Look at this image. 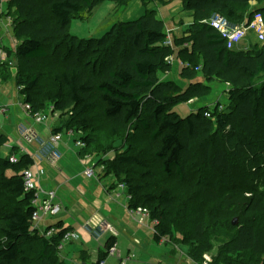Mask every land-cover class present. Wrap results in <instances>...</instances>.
Instances as JSON below:
<instances>
[{"label": "trees", "instance_id": "trees-1", "mask_svg": "<svg viewBox=\"0 0 264 264\" xmlns=\"http://www.w3.org/2000/svg\"><path fill=\"white\" fill-rule=\"evenodd\" d=\"M102 1L7 0L5 4L8 14L17 12L12 29L21 39L17 55L22 60L43 59L53 52L56 60L67 63L65 70L55 75V88L45 94L53 104L52 112H59L61 118L67 116L68 121H62L59 129L83 132L86 147L82 153L93 157L99 140L89 132L84 115L96 92L103 117L112 121L109 137L113 142L133 138L149 146L129 144L127 152L109 168L102 157L96 164L103 165V173L108 175L115 170L119 176L123 173L120 168L128 165L143 170L138 179L145 182L122 179L114 185L125 183L131 195L130 208L146 207L151 219L158 220L156 242L171 235L174 227L170 189L147 191L148 184L164 174L181 182L194 180L187 192L194 194L196 201H216L209 212L198 205L190 214L196 226L194 234L183 232L185 243L197 241L203 243L200 249L207 250L211 246L207 236L210 227L231 223L229 252L264 256V42L258 41L262 44L251 45L248 50L239 49V45L229 49L225 37L211 24L215 14L225 17L232 26L242 25L246 19L249 23L259 10H254L251 2L262 0H179L192 13L194 22L182 37L172 35L173 46L164 44L168 27L153 9L137 19L113 25L102 38L71 34L69 26L75 15ZM170 56L188 63L180 73L186 86L160 78V74L172 70ZM200 71L203 82L195 80ZM19 78L24 103L31 104L35 111L47 109L36 95L42 74H20ZM214 81L230 85L226 106L220 109L218 102L211 109L206 105L187 117L174 111L178 104L209 97ZM210 109L212 118H207L205 112ZM16 149L13 152L19 157L18 163L0 154L3 170L14 172L11 177L2 175L0 181L4 221L0 264H30L32 259L23 245L34 241L43 244L34 261L56 264L58 245L70 228L59 222L55 225L58 234L50 239L33 229L34 192L25 190L22 173L34 160L30 154L16 153ZM235 218L239 222L233 224ZM115 243L114 237L107 241L99 263Z\"/></svg>", "mask_w": 264, "mask_h": 264}, {"label": "rangeland", "instance_id": "rangeland-1", "mask_svg": "<svg viewBox=\"0 0 264 264\" xmlns=\"http://www.w3.org/2000/svg\"><path fill=\"white\" fill-rule=\"evenodd\" d=\"M178 1L179 0L173 2L167 0H158L152 3L149 0H103L97 5L85 8L79 14L75 15L74 19H72L70 23L69 32L80 38H88L91 36L102 38L115 24L126 20L137 19L142 16L147 9L155 10L157 16H160L163 12L167 13L166 10L169 8L167 5L170 4L169 6H175L178 4ZM5 4H7V0H5ZM255 4L254 10L259 9L257 13H260L264 16V0L256 2ZM10 14L13 17L17 14V12L13 10V12H10ZM246 18L248 17L246 16ZM172 19L175 21L174 17H172ZM170 20L171 19H168L167 21V19H165V22H170L167 23L168 25L172 24ZM184 20H188L187 17L183 18V21ZM175 24L179 26L180 21H175ZM2 27L3 26L0 24V30L5 32ZM171 28L172 27L168 26V29ZM10 31L5 32L6 34L4 39L7 59L0 61V104H9V106L6 107L7 110L3 114L0 113V138H3L2 140L4 141L0 150L2 158H8V156L10 157L12 154H15L13 152V148L15 147L11 148L9 145H12V142L17 141V136H19L21 132L19 129L20 126L17 123V121L20 120V96L22 91V89L20 90L19 88L22 87L19 84L20 74L30 76L42 74L43 80L41 81L40 89L37 91L38 93L36 95L38 101L43 102L47 107V109L42 110L50 115V119L47 123H50L52 127H55L59 123H66V120L68 121L67 116H63V118H61L59 112L53 113V116L50 114L49 110L51 106L53 108V104L51 105L50 101L46 99L45 96L48 90L55 88V75L58 72L65 70L67 64L66 61L56 60L54 58L53 52H50V55L43 59H37L34 61L22 60L17 55V46L20 44L21 39H17L13 29ZM251 32L255 35L252 30ZM247 41L244 43L246 46L248 43H250ZM256 44L262 43L258 42L257 40ZM12 62L13 65H11ZM174 64L175 60L171 66ZM173 78L177 79L175 76H173ZM221 88H223V84H221L220 89H218V93L219 91L222 92ZM23 99L24 97L22 95L21 105L23 111H21V115L32 119L33 117L30 112H27L24 109ZM227 100L228 96L223 97L222 101L220 102L221 105L226 106L228 104ZM206 101H208V99L204 100L205 103ZM89 102L92 106L84 116L87 118L90 124L89 132L93 135L96 134V138L99 140V144L92 153L95 160H98L102 157L105 160V164L109 168L119 155H123L127 152L129 144L131 147H135L138 144L140 145V148L149 147L146 141L143 142L142 139H138L137 142H134L132 140L133 138H123L117 141L115 144L113 142V138L109 137L112 121H109L103 117V105L96 92H93ZM198 103L199 102L194 104L181 103L174 107V111L179 113L182 117H187L192 111H194V108L198 106ZM215 105L216 103H212L210 104V107L212 108ZM0 107L5 106L0 105ZM58 114L59 117L57 116ZM66 131L67 130L64 128L62 132L63 138H68ZM132 132H134V130H132ZM137 136L140 137L139 135ZM22 139L27 142V140H25L23 137ZM28 145L30 144L28 143ZM113 146L117 147L113 148ZM18 152H20L19 148L16 149V153ZM29 152L34 155V157H37L33 148H30ZM35 160L37 162L36 158ZM93 166L95 174H103L102 167L100 165L96 166V163L94 162ZM127 169H129V171H127ZM120 171L123 173H121L119 176L115 170L110 171L111 175L106 173L105 176H111L110 178H112L115 183L121 182L122 179H134L137 182H145L138 179L143 174V170L141 168L137 169L136 166L128 165L127 167H121ZM2 175L5 177H11L14 175V172L11 169L3 170V164L0 160V181ZM193 181L194 180L191 179L188 182H181L177 177L167 178L164 174H160L156 181L152 182L151 184L147 183V191L159 192L164 187L170 189L173 203V209L170 212V218H172L174 222L173 233L169 236H165L160 243L154 244L152 246L151 250L156 253V259L152 260L153 262L140 263L141 260L150 261V259L147 257L145 258V254L143 253L140 254V256L138 255V257L135 253L132 254V256L124 254L123 257H110L107 260L108 264H121V260H126L128 257L130 260H128L126 264H205L209 258L213 259L212 263L210 264H264V256L259 257L252 252H240L238 254H231L229 252V242L231 241L229 236L231 229L233 228L231 223L230 225L226 224L225 227H222L223 224L218 228L210 227V231H208L207 236L211 242V246L207 247V250L200 249V246L203 245V243L200 244L197 241L185 243L183 232L187 231L188 234H194V227L196 226V220L193 216H190V214L194 213L193 211H195L198 205H201L203 210H205L207 213L209 212V209L213 203L216 202L212 201L211 203L209 201L204 202L202 200L196 201L197 197L194 194L187 192V188ZM1 206L2 204H0V243L3 239L2 229L4 227L3 216L1 213L3 210ZM237 222H239L238 218ZM154 229L155 228H153V230ZM79 236L80 240L78 239L75 242H84L85 238L81 232L79 233ZM91 241L94 242V246H96L98 243L95 237H93ZM101 241L105 242V238ZM68 244L69 243L65 245V248ZM42 246L43 244L41 241H34L33 243L31 242L23 245L27 256L32 259L30 264H37L34 259L36 256H38ZM57 258L58 261L56 260V264H66L64 262L61 263V256L57 255ZM99 259L100 257H98V259L92 264L99 263ZM136 260H139V262H136Z\"/></svg>", "mask_w": 264, "mask_h": 264}, {"label": "crops", "instance_id": "crops-1", "mask_svg": "<svg viewBox=\"0 0 264 264\" xmlns=\"http://www.w3.org/2000/svg\"><path fill=\"white\" fill-rule=\"evenodd\" d=\"M256 2H251L253 9ZM169 5H167L169 7L166 10L167 13H161L158 18L164 22L165 19L167 21L171 19L172 24L168 25L167 23L170 22H165L167 27L170 26L173 29H169L171 30V35L182 37L194 22L192 13L184 9L182 1H178V4L175 6ZM172 17H174L176 22L177 20L180 21L179 26L175 24ZM185 17L188 20L183 21ZM243 23H247V19ZM236 25L238 24L232 27H236ZM246 41L250 42L247 46L244 44ZM256 43V35L251 30H248L245 38L239 44V49L248 50L251 45H255ZM174 60L175 64L172 66V70L160 74V78L163 80L172 79L186 86L187 82L180 77V73L186 62L180 57H175ZM173 76L177 79H174ZM195 80L198 82L204 81L201 71ZM221 84H223V88H221L222 92L219 91L218 93L217 91L220 89ZM210 85L213 91L208 98H195L190 102V104L199 102L194 111L206 105L210 106L212 103L217 104L222 101L223 97L227 96L230 88L228 83L214 81ZM20 98V120L17 123L20 126L21 132L17 136V141L12 142V145L9 146L13 148L19 145L17 148L20 150V155L24 153L30 154L34 160V163L31 165L34 171H37L39 168L45 170L40 179V185L45 190H56L58 201L62 206V211L58 215L43 218L38 231L42 233L48 227L62 222L64 228H70L69 231L81 232L85 238L84 242H69L67 247L58 253V256L62 258L60 261L66 264H92L105 250L107 241L111 237H114L115 246L117 247L115 258L117 256L123 257L124 254L132 255L135 253L138 257V255L140 256L143 253L145 254V258H149L150 261L141 260L140 263L153 262L152 260L156 259V253L151 248L154 244H158V242L154 238L152 222L149 220L141 222V216L130 213V199L127 197V193L120 190L118 185H114V181L110 178L111 176H105L104 173L99 175L96 173L94 177L88 178L84 175V171L88 167L93 166L94 162L97 163V161L91 155L83 154L82 149L75 144L73 139L69 137L63 138L59 145L62 158L56 164H52L48 159V152L44 149L43 141L48 140L53 133L63 132V130L59 129L62 125L61 123L55 127H52L50 123L40 125L31 118L24 117V115H21V111H23L21 105L22 95ZM206 99L208 101L205 103L204 100ZM0 105L9 106V104ZM25 130L31 131L35 138L27 140L24 136ZM30 148L35 150L37 157H34L29 152ZM93 237L98 241L96 246L91 241ZM104 238L105 242L101 241ZM136 262H139V260H136Z\"/></svg>", "mask_w": 264, "mask_h": 264}, {"label": "built area", "instance_id": "built-area-1", "mask_svg": "<svg viewBox=\"0 0 264 264\" xmlns=\"http://www.w3.org/2000/svg\"><path fill=\"white\" fill-rule=\"evenodd\" d=\"M0 24L3 26L2 28L3 30H5V32H8L13 28V17L10 14H8V10L5 5V0H0ZM211 24L215 28H217L225 37L229 49H234L238 47V45L245 38L248 30H252L255 33L258 41L264 42V16L260 13L255 14L254 18L249 23L237 25L236 27H232V25L225 17L221 16L220 14H215L211 20ZM5 32L0 30V61L7 59L5 44H4V39L6 34ZM164 44L170 46L174 45L173 36L171 35V31L168 28H167V38ZM174 59H175L174 56H170L168 58L169 64L172 65V63H174ZM187 64L188 63H186L185 65ZM11 65H13V62L11 63ZM19 88L20 90L22 89V87ZM190 102H192V100L189 101L188 103ZM23 105H24V109L27 112H30V114L33 117L32 119L37 124L40 125L46 124L49 121L50 115L47 112L42 110L35 111L33 110L32 105L28 103H24ZM215 106H213L212 108H214ZM6 107L7 106L0 107L1 114H3L7 110ZM222 108L223 106L221 105L220 109ZM53 109L54 108H52L51 106L49 110L51 115L53 114L52 112ZM211 109L205 112V116L207 118H212ZM57 116L59 117V114ZM66 134L69 138L75 141V144L79 148H81L82 150L85 149L86 143L82 139L84 135L83 132L71 128L66 131ZM24 136L27 140L29 138L30 139L35 138L34 134L28 130H25ZM62 140H63V133L57 132V133H53L48 140L43 141L44 149L48 152V159L52 164H56L62 158V152L59 149V145L62 142ZM9 160L12 163H18L19 157L13 154L9 157ZM100 166L102 167V171H103L104 166L103 165ZM44 172H45L44 169L39 168L37 171H34L32 167H29L25 169L22 173L25 190L27 192H34V197L32 199V206L34 207V212L32 214V223H33V229L36 230L39 229L40 222L43 220V218L53 217L55 215H58L62 211V206L58 201L57 191L54 189L45 190L40 185V179L44 174ZM84 175L87 176L88 178L94 177L95 176L94 166L88 167L84 171ZM118 187L120 188V190L127 191L125 183L118 184ZM127 197L131 199V195H129L128 193H127ZM130 213L132 215L141 216L142 217L141 222H144L146 220L151 221L153 228H155V226L158 224V220L151 219L150 211L146 207L130 208ZM58 232H59L58 228H56L55 226H50L47 229H45L42 233L40 232L39 233L50 239L56 234H58ZM154 232H156L155 229ZM78 239H80V236L77 231H69V230L66 231L63 234V237L58 245L59 252L65 248V245L67 243L76 241ZM116 255H117V247L114 245L107 251L108 257L102 260L100 264H108L107 262L108 258L116 257ZM128 260H130L129 257L126 260H121V264H126ZM212 261L213 259L209 258V260L207 259L205 264H210L212 263Z\"/></svg>", "mask_w": 264, "mask_h": 264}, {"label": "water", "instance_id": "water-1", "mask_svg": "<svg viewBox=\"0 0 264 264\" xmlns=\"http://www.w3.org/2000/svg\"><path fill=\"white\" fill-rule=\"evenodd\" d=\"M237 223V218H235L234 220H233V224H236Z\"/></svg>", "mask_w": 264, "mask_h": 264}]
</instances>
